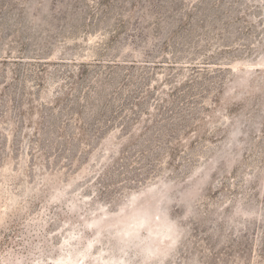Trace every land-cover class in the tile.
Segmentation results:
<instances>
[{
  "label": "rangeland",
  "instance_id": "374dc122",
  "mask_svg": "<svg viewBox=\"0 0 264 264\" xmlns=\"http://www.w3.org/2000/svg\"><path fill=\"white\" fill-rule=\"evenodd\" d=\"M0 264H264V0H0Z\"/></svg>",
  "mask_w": 264,
  "mask_h": 264
}]
</instances>
